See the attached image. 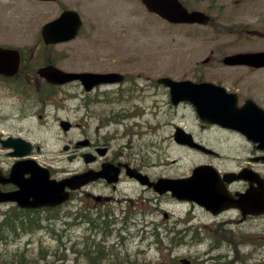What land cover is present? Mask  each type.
Listing matches in <instances>:
<instances>
[{
  "label": "rangeland",
  "instance_id": "rangeland-1",
  "mask_svg": "<svg viewBox=\"0 0 264 264\" xmlns=\"http://www.w3.org/2000/svg\"><path fill=\"white\" fill-rule=\"evenodd\" d=\"M8 5L15 11L9 10ZM21 5L0 0V44L31 46L30 37L35 35L31 27L37 23L28 15L39 14V23L51 16L42 7L32 9ZM139 9L130 0H96L83 11L87 22L81 36L73 43L56 47L67 52V68L128 73L120 86L124 90L122 97L118 98L113 89L89 94L77 87L69 98L70 88H66L49 99L40 98L43 100L38 103L36 100L40 99L32 98L29 91L12 89L15 84L3 81L0 82V135H19L31 141L39 149L34 147L29 157L56 171L81 168L80 160H68L70 154L64 147L85 138L90 143H107L115 155L134 154L131 160L143 164L153 180L160 176L184 177L190 175L195 165L204 163L222 170L251 165L252 146L241 134L202 125L190 103L171 105L168 90L158 85L156 79L167 76L175 80L211 81L230 91L239 90L264 107V69L250 70L220 62L226 53L264 49V26H234L231 34H214L206 27L157 23ZM132 11L140 16L134 22L129 18ZM253 20L249 15L248 21ZM90 33L95 35L94 39L82 37ZM70 53L74 55L68 56ZM84 96L87 101L82 100ZM245 97H241L240 103ZM45 101L51 103L44 105ZM43 112L45 115L40 117ZM67 117L72 126L64 131L58 120ZM175 125L191 132L219 155L177 144L172 138ZM8 151L0 145L4 167L15 161ZM251 166L264 171V165L253 163ZM66 174L51 172L58 178ZM100 194L116 197L123 207L115 208L108 215L113 221L112 231L107 235H96L86 228L80 216L84 205L79 194L51 213L50 220L44 217L47 213L39 214L42 219L39 227L30 224L31 229L27 231L22 228L26 223H20L17 235L9 231L8 241L0 242V252L10 253L11 258L17 257L16 252L21 253L30 264H70L75 256L67 252V247L74 241L87 244L94 239L109 249H118H113L116 261L112 264H118L124 255L129 258V253L132 264H163L164 261L182 264L179 261L182 257L192 264H264V225H255L258 221L244 224L238 222V215L228 211L215 217L199 206L177 202L170 194L157 195L135 181L122 183L116 191L102 186ZM95 203L89 206L93 216L98 215ZM157 205L161 208L155 210ZM127 209L133 215L125 221ZM163 211L168 213L166 219ZM10 212H13L12 205L0 206V219H8ZM41 219L36 217L38 222ZM11 222L10 219L5 222L7 230ZM159 222L174 227L173 230L188 228L185 234L168 235L165 225ZM103 226L99 224L100 228L95 231ZM155 230L159 232L157 240L153 238ZM232 234L237 245L231 246ZM62 256L66 260H56ZM83 262L88 263L86 258Z\"/></svg>",
  "mask_w": 264,
  "mask_h": 264
},
{
  "label": "flooded vegetation",
  "instance_id": "flooded-vegetation-1",
  "mask_svg": "<svg viewBox=\"0 0 264 264\" xmlns=\"http://www.w3.org/2000/svg\"><path fill=\"white\" fill-rule=\"evenodd\" d=\"M94 1L96 0H9V3L12 4L19 3L22 4L21 6L25 5L26 7L32 9L35 6L42 7V11L49 12L51 16L48 15L46 18H44V20L41 21V23H39V21L41 20L39 14L34 12L31 15H28V17H30L32 22L37 23L31 27L35 31V35L30 37L29 43L31 46L29 47L25 46L19 48L20 61L17 72L12 74L11 76L1 75L2 76L1 79L4 80L16 79L19 82V84H21L19 85L13 81V84L15 85L14 87H12V89H20V91L21 89L27 91H47L45 95L46 97L49 96L51 97L53 94L60 92L61 90L70 88V90H68L67 92V98H69V96L72 95L71 92L77 87L82 88L83 92L89 94H91L96 90L97 91L103 90L104 92H106L109 91L110 89H113L115 92L118 93V98L122 97V94H120V90H122L120 89L121 84L119 83L103 84L96 86L91 91H85L83 90V87L79 81H70L64 84H53V83H49L45 78L41 77L38 74V69L46 65H53L67 72L91 71L87 69L67 68L68 65L67 52L58 51L56 47L63 44L73 43L74 41H76V39H78L81 36L87 22L83 11L87 10L93 4ZM130 1L137 3L141 8L139 9V11L142 14L154 18V20L157 21V23H167V21L161 16H159V14L150 11L146 7L143 0H130ZM179 1L189 11H201L206 15H208L209 17L207 23L205 24H201L199 22L180 23L179 25L181 26L185 25V26H195V27H206L209 28L210 31H213L214 34H217L219 32L231 34V30L234 26H238L240 28L257 27L260 26L261 24L262 26H264V20H263L264 0H179ZM7 7L9 8V10L15 11L12 6L8 5ZM65 11H72V12L75 11L78 14L77 16H79L81 20V24L74 38L66 41H58L61 35L67 33V26L68 27H71L72 25L73 27L75 26L76 21L74 20L72 15H70L68 18L65 17V19L63 20L64 28H58L54 26V27H48L45 29V31H43V27L46 23L58 18ZM249 15L255 18V20L248 21ZM129 18L134 22L136 18H140V16L136 15V13L132 11ZM90 24H91L90 25L91 28H93V23ZM82 37L87 40H92L94 39L95 35L90 33L87 37L84 36ZM259 50L263 51L264 49H259ZM226 54H224L223 56H225ZM72 55L74 54L70 53V55L68 56H72ZM222 57L220 58V60H222ZM71 66L79 67L80 65L72 64ZM233 66H243L250 70L264 69V66L258 68L252 66H246V65H233ZM107 71H113V70H107ZM101 72H105V71H101ZM124 75L126 80L127 77L126 75H128V73H124ZM3 77H6V79ZM228 91L237 93L239 98L238 101L239 104H243L247 98H250V97L246 98L243 95V93L239 92V90L230 91V89H228ZM241 97H245V98L240 103ZM82 100L87 101L86 96H84ZM41 101L42 100H40L38 103H41ZM50 103L51 102H48L47 104ZM43 104L45 105L46 101L43 102ZM43 115H45L44 112L41 113L39 116L42 117ZM68 119L69 118L67 117V118H59L58 120L59 126L65 125L66 127H68L69 124V128L66 131L70 130L72 126V122H70ZM62 122H66V123H62ZM9 135H13V134H9ZM198 142L203 144L201 140H199ZM251 146L254 155L250 157L251 160H253V158L255 157L264 155V151L256 150L253 144ZM34 147L36 149H39L37 145H33V148ZM64 150H67V152H69L70 154L68 155V160L74 159V160H80L82 162L81 168L76 170H69L68 168L66 169L64 168L60 171H56L49 167L51 172L67 173L66 175H70L74 173L83 172L85 170L98 171L101 170L103 166H111L117 168L119 171V179L116 184H108L104 179H97L73 191L74 197H76L79 194L82 195L81 200L83 202L85 209H89V206L94 201H96L94 205L95 208L100 207L99 212L101 213L111 214L113 213V210L115 208L117 209L123 208L121 207V203L117 202L118 199H116V197L101 195L100 194L101 187L103 186L104 189H110L116 191L118 186H120L122 183L126 182L127 180L133 181L134 180L133 178L129 179V177H127L125 174L127 169L126 164L134 169L146 173L143 168L144 167L143 164L131 160L130 157L134 154L128 153V155H126L125 157L121 156L120 154L115 155V150H112L107 143H100V141H96V143H90V141L85 138L83 140H77L73 143L72 142L67 143L64 147ZM257 162L258 163L260 162L261 164L264 165V162L261 161H257ZM11 164L12 163L9 162V164H7V166L4 167L2 161L0 160V165L4 168L5 172L9 171ZM240 168L241 167H239V169ZM256 170L259 172L260 176L264 178V171H261L260 169H256ZM223 172L224 171H222L221 173ZM263 183H264L263 180L260 181L239 180V181H233L227 183V186L233 192L236 191L244 192L249 187L250 184L253 185L254 187H258L260 184ZM141 187L152 190V188L150 187H146V186H141ZM13 189H15V186L12 184L1 186V190L3 191L13 190ZM64 205L66 206L67 202H65ZM46 209L49 208L47 207L19 208V215H22L23 213L34 214L39 211L44 212L46 211ZM229 212L235 213L240 217L238 219V222H242L246 224L248 222L258 221V223H256L255 225H259L260 227L264 225V214H258V215L242 214L240 211L236 209H231ZM127 213L130 212L128 211ZM83 215L85 214L83 213Z\"/></svg>",
  "mask_w": 264,
  "mask_h": 264
},
{
  "label": "water",
  "instance_id": "water-1",
  "mask_svg": "<svg viewBox=\"0 0 264 264\" xmlns=\"http://www.w3.org/2000/svg\"><path fill=\"white\" fill-rule=\"evenodd\" d=\"M150 10L157 11L162 16L172 21L187 22H205L207 18L200 12H187L183 9L177 0H145ZM14 50H8L0 47V71L3 72L6 64L9 62V68L16 67L17 64H11V57ZM225 62L246 63L255 66L264 65V52L239 53L228 55ZM41 74L48 72L41 70ZM115 75L81 73L70 74L68 80L80 78L84 84L94 85L104 81H113ZM159 82L170 86L171 99L174 103L179 100H189L196 107L202 120L217 122L222 126L238 129L253 142H257L258 148L264 149V110L258 109L255 105L245 104L237 108L235 98L230 96L232 103H224L223 98L218 94L221 88L212 86L210 83H192L189 81H173L169 78H160ZM216 91V92H214ZM177 140H180L176 137ZM4 146L13 147L12 155L22 156L30 152V145L21 139H7L2 142ZM264 159V157H262ZM29 173L28 177L24 174ZM106 170L98 172H85L64 178L60 181L49 179L48 170L41 168L33 159H22L16 161L9 174H3L0 169V183L12 182L18 186V189L12 192L0 191L1 201H16L21 206L37 207L41 205H51L61 203L70 198L71 193L65 191V187L75 189L86 182L98 177H106L109 182L116 181L117 171L113 177H107ZM244 173V172H243ZM239 173L236 178H254L245 173ZM133 174L145 182L142 176ZM156 188L160 192L171 190L172 195L182 200H189L204 206L212 212L229 206H235L244 209L245 200L234 198L229 191L220 183L219 175L208 165L196 166L191 176L179 179H159L156 182ZM248 204L257 205L264 208V195L249 196Z\"/></svg>",
  "mask_w": 264,
  "mask_h": 264
},
{
  "label": "trees",
  "instance_id": "trees-1",
  "mask_svg": "<svg viewBox=\"0 0 264 264\" xmlns=\"http://www.w3.org/2000/svg\"><path fill=\"white\" fill-rule=\"evenodd\" d=\"M14 82L19 84V82L17 80H14ZM19 85H21V84H19ZM15 216L16 215L13 216L10 214L7 217L8 219L13 221L10 224H8V227H10L9 230H7V228L4 227V224L8 219H3V218L0 219V242L6 243L8 241L9 231H15V232H12L14 235L18 234L16 232V230H18L19 227H18L17 218ZM87 218L89 220L92 219L90 217V215H88ZM26 220H29V219H26ZM24 221L25 220H22V222H24ZM91 223H92V225L95 224L93 227H91L92 229L95 230L96 229V221L92 220ZM103 223L105 224L104 229L107 230L109 220L107 218H104ZM2 230H5V232L2 233ZM178 232H179V229L170 231V228H169L167 233H168V235H171L173 233L177 234ZM182 233L185 234V232H182ZM157 235H158V232L153 231V238H155L156 240H157ZM171 239L172 238L170 237L169 240L171 241ZM67 250H68L67 252H69V253L71 252L75 256L74 259L71 262H69L70 264H85L83 262V258H86V260L88 261L87 264H101V262H103V259H105V261L108 262V261L112 260V258L114 256L111 252H107L105 250L104 246H101L100 244H98L94 239H91V243H88V244H85L84 241H74L69 245V247H67ZM10 255L11 254L7 253L6 251L0 252V263L1 264H30L29 261H27L25 259V256L21 253L16 252L15 256H17V257H14V258H11ZM65 257L66 256H62V257L56 258V260L59 259V260L63 261L64 259L66 260ZM122 257L123 258L120 261H124L127 264L132 263L127 255H124ZM108 264H112V262H110ZM119 264H123V263L119 262Z\"/></svg>",
  "mask_w": 264,
  "mask_h": 264
},
{
  "label": "bare ground",
  "instance_id": "bare-ground-1",
  "mask_svg": "<svg viewBox=\"0 0 264 264\" xmlns=\"http://www.w3.org/2000/svg\"><path fill=\"white\" fill-rule=\"evenodd\" d=\"M16 80V79H7V80H4V79H1L0 78V82L3 83V81H9L11 83H13V81Z\"/></svg>",
  "mask_w": 264,
  "mask_h": 264
}]
</instances>
